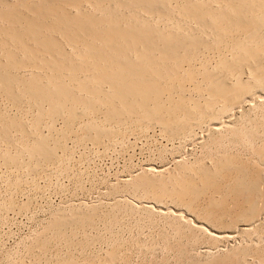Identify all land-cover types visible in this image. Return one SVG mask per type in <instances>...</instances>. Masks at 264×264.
<instances>
[{
  "label": "bare ground",
  "instance_id": "1",
  "mask_svg": "<svg viewBox=\"0 0 264 264\" xmlns=\"http://www.w3.org/2000/svg\"><path fill=\"white\" fill-rule=\"evenodd\" d=\"M256 94H264V0H0V143L7 145L5 150L0 147V163L5 165H21L28 156L29 167L35 169L33 161L58 158L64 139L72 140L70 131L77 134L76 140L101 143L122 135L115 124L122 128L129 123L146 124L147 128L158 124L169 137L181 139L198 124L213 121L214 127L209 129L213 133L219 130L221 117ZM3 99L25 116L10 114ZM244 110V114L250 111ZM84 116L90 119H82L80 128L75 127ZM59 118L65 121L66 130L55 135ZM256 118H249L248 123ZM44 124L49 134L44 133ZM225 124L229 129L231 125ZM241 128L235 130L239 136ZM244 130L253 142L264 139V117ZM222 134L209 137L219 143ZM261 143L258 152L254 150L264 163V141ZM235 155L215 157L210 166L180 165L181 161L168 172L149 166L123 182L160 204L170 200L199 213L208 225L199 219L174 225L177 233L189 235L193 243L198 233L213 240L233 239L232 230H236L231 225L240 227L239 233H253L250 230L264 210V167L251 164L250 157L248 163ZM205 195L208 200L202 207L200 199ZM151 205L143 208L167 215L161 207L157 210ZM172 212L176 220L184 217ZM100 215L98 210L73 211L59 216L54 227L58 234L69 228L74 232L96 224ZM48 246L44 243L43 248ZM252 249L240 248L229 258L208 263L250 264L254 260L247 259L253 252L264 262V252ZM185 253L181 249V255ZM123 259L118 250L111 251L106 264H125ZM260 259L258 263H262ZM82 262L69 258L62 264Z\"/></svg>",
  "mask_w": 264,
  "mask_h": 264
},
{
  "label": "rangeland",
  "instance_id": "2",
  "mask_svg": "<svg viewBox=\"0 0 264 264\" xmlns=\"http://www.w3.org/2000/svg\"><path fill=\"white\" fill-rule=\"evenodd\" d=\"M86 4L88 7L90 6L89 3ZM262 96L261 94L254 95L250 98L251 100L247 99L243 102L246 106L242 103L243 107L239 105L236 109L231 110V113L225 115L226 117H221L224 120L221 121L220 119L218 122L219 130L223 129L222 131L216 130L212 133L213 130L209 129H213L214 122L205 121L212 126L204 125L205 123L202 122L204 126L201 123L195 126L189 133L190 136L186 134L185 137L182 135L181 139H179L180 136L173 139L171 135V138L169 137L167 132H163L162 127L158 124L149 125V129L146 124L135 126L136 123H129L130 126L123 125V128L121 125L115 124L114 128H118L117 130H120L122 135L105 138L101 143L76 140L77 134L70 131L71 141L68 140L69 137L63 142L58 140L63 145V148L58 152V158L53 162L37 163L33 161L35 169L29 167L28 156L23 157L22 161H25L21 165L0 163V264H62L69 258H74L80 263L85 261L82 264L94 262L106 264L107 256L115 250H118L119 255L124 258L122 263L125 262V264H178L179 261L185 263L199 262V264L211 261V263H216L222 261L223 257H231L235 250L246 247H254L253 251L256 249L262 254L264 252V210L261 212L262 214H258L255 222L262 221L261 224H257V226L261 225L262 227L259 226L260 230L258 231V227L254 223V227L252 226L250 230L253 233L246 232L250 236L246 235L245 232L239 233L242 229L238 226L236 228V225H231V228L235 227L236 230L235 232L232 230L235 233L233 239L213 240L204 233H198V240L193 243L189 235L177 233L175 226L177 224L185 225L188 221L195 223L197 219L203 220L202 222L205 223L199 213L190 212L186 207L170 200H164L161 205L144 191L136 190L123 182L143 173L144 168L149 166L164 168L167 172L169 169L177 168V165L179 166L177 163L181 161L180 165L184 162L188 165L203 163L210 166L216 158L224 154L232 156L236 154L235 156L241 157H238L239 159L244 158L242 160L244 162L250 161L251 158V164L256 162L254 165L257 164L256 166L259 165L258 167L262 166L263 168L264 163H261L263 159L260 160L261 158L257 156L259 153L257 154L255 150L260 148L257 146L263 145L261 142L264 139L259 138L260 141L258 139L257 142L254 141V144L244 130L247 125L253 126L259 119H263L264 97ZM257 99L263 100V103ZM253 100L255 103L257 102L256 104L259 102L261 105L253 106ZM2 101H4L2 102L3 106L9 105L8 110H6L11 112L10 114L13 115L14 113L15 115L16 113V115L23 114L22 116H25V113L20 110V112H15L16 107L13 108V105L11 108L12 104L5 102V99ZM248 107H250V111L247 109ZM251 107L254 109L252 110ZM243 108H246V112L249 111L248 114H244ZM237 109L241 111L239 112ZM234 110L236 111L234 112ZM231 114L237 116L238 120ZM84 117L77 121L75 127L79 126L80 128L82 119H85L84 121L90 119L88 116ZM225 118L227 119L225 120ZM249 118H256L254 122L257 121L252 122V125L251 119L248 123ZM27 120L32 123L30 118ZM98 122L100 123L102 120L99 119ZM45 123H48V120H45ZM55 123L57 129L54 132L55 135L59 133V130H66L65 121L62 118L57 119ZM225 123L234 125L236 128L232 126L233 129L231 130L230 126L231 132ZM200 125L203 128H199ZM220 125L223 126H221L222 129H220ZM224 125L227 126V130H225L226 126ZM125 126L128 130L124 128ZM238 126L242 127L243 133L240 134H244L243 136L246 138L240 135L242 137L238 140L240 136L235 132L239 128ZM42 127L44 133L49 134L47 132L50 131L48 125L44 124ZM130 127L134 128L135 131ZM139 127H142L143 130ZM76 129L75 131L79 133L80 130ZM208 131H211L212 135ZM220 132L223 133V136L220 137L223 142L213 143V135L219 134V137ZM125 133L126 136H124ZM74 138L75 140H73ZM16 144L20 146L22 143ZM1 145L3 150L7 148L6 143H0V147ZM12 150H16V147ZM248 157L250 158L247 161ZM207 198L206 195L201 197L200 204H203L202 207L208 200ZM123 201H127V204ZM151 203L157 210L161 207L159 210L167 215L154 214L143 208V206L151 205ZM93 210H98L101 215L95 222L96 224L91 227L77 228L78 230L76 229L74 232L69 228L65 234L56 232L54 223L59 216H69L73 211L90 213ZM172 211H178L184 217L176 220ZM230 220L227 218V222ZM205 224L208 225V222ZM255 227L257 231L254 233ZM44 243L49 244L47 249L43 248ZM181 249L186 250L187 253L181 255ZM254 253L252 255L256 254ZM252 255L248 256L247 260H254L250 264H257L261 257L258 258L257 254L256 257ZM258 264H264V262Z\"/></svg>",
  "mask_w": 264,
  "mask_h": 264
}]
</instances>
